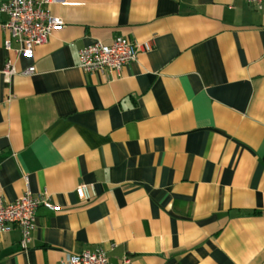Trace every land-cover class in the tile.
Returning a JSON list of instances; mask_svg holds the SVG:
<instances>
[{"label":"crops","instance_id":"crops-1","mask_svg":"<svg viewBox=\"0 0 264 264\" xmlns=\"http://www.w3.org/2000/svg\"><path fill=\"white\" fill-rule=\"evenodd\" d=\"M48 9L63 26L32 58L14 42L3 48L0 13V198L29 192L53 206L37 209L27 250L17 230L0 234V264H58L97 249L109 264H264V6ZM114 37L140 47L134 62L78 68L80 49ZM7 62L15 74L5 78ZM80 185L92 187L89 200Z\"/></svg>","mask_w":264,"mask_h":264},{"label":"built area","instance_id":"built-area-1","mask_svg":"<svg viewBox=\"0 0 264 264\" xmlns=\"http://www.w3.org/2000/svg\"><path fill=\"white\" fill-rule=\"evenodd\" d=\"M247 5L261 10L264 0H243ZM62 0H7L0 6V13L5 15L6 21L1 25L7 37L3 40V48L11 51L12 42L17 45L15 52L24 58H32L33 50L45 44L54 29L63 26L60 18L53 16L48 7ZM142 49L148 51V44ZM140 47L126 38L114 37L109 44L94 42L78 51V68L83 72L104 71L119 72L125 66L135 61ZM31 66L22 72L29 76L34 73ZM2 74L8 78L15 74L10 62H7ZM92 187L80 185L75 193L80 200H89ZM39 207L53 209L44 196L34 198L27 192L12 203L0 198V234L17 230L20 234L19 246L27 250L31 242V233L35 227L36 211ZM58 264H109L105 252L101 249L80 254H68Z\"/></svg>","mask_w":264,"mask_h":264}]
</instances>
